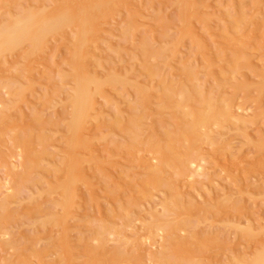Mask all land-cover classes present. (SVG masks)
I'll use <instances>...</instances> for the list:
<instances>
[{"label":"rangeland","instance_id":"374dc122","mask_svg":"<svg viewBox=\"0 0 264 264\" xmlns=\"http://www.w3.org/2000/svg\"><path fill=\"white\" fill-rule=\"evenodd\" d=\"M2 1H0L3 3V7H0V35L7 33L14 20L25 15L26 10L38 12L47 9L51 12L57 7V4L63 2V0ZM115 1L114 5L121 1L116 4L118 12L114 7V12H116L114 14L116 15L113 16L115 17H102L104 20L100 18L104 30L97 32V35L94 36L95 39L90 40L93 45L98 44L96 45L97 49L88 55L87 51L93 50L90 48L94 47H91L92 43L89 41L87 43H91L90 48L86 46L87 50H85L89 56L86 59L87 67L90 71H94L92 73L103 82L101 90H98L94 83L91 84L92 93L97 98L100 114L99 118L95 117V121L91 119L89 122L91 128L89 127V129L94 130H91L93 131L91 135L94 136L91 137L93 145L94 142L99 144L103 140L102 143H104L100 147L103 146L104 151L103 156H101L102 151L99 149L97 150L101 154L93 151L100 156L102 162L91 150H88L87 154H82L85 151L80 150H77L78 153L76 152L82 156V159L85 157L84 159L88 160L85 162L83 159L84 163L88 165L86 168L88 171L92 172L94 169V176L91 172H85L86 174L83 176L87 180H84L87 185H84L85 182L82 181L80 182L81 186L77 188L78 194L81 193L77 200L79 201L77 203L78 209L75 210L78 215L70 219L71 221L69 220V224H72V235L69 233L72 241L82 245L81 242L84 239H94L92 242L89 240V244L91 242L93 247L100 246L95 238L99 228L104 227L109 229L108 233L105 234L107 247L110 250L118 248L127 251L124 238L132 237L136 231H142L141 234L146 237L149 236L147 232L150 227L153 230L163 229L164 232L168 231L169 228L176 233L169 240L176 238L181 242L179 244L178 241L173 246L166 245V249L168 248L170 251L167 250L168 254H165L163 260L162 258L156 259L158 264H240L242 258L247 262L254 260L258 252L264 248V233H262L264 231V0H198L197 3L195 0H191L190 5L188 4L189 0H185L188 5L185 7L186 11L185 8L182 10L183 6L178 3L183 0H136V2L140 1L137 3L140 8L132 0ZM192 1L196 8L200 7L196 9ZM15 2H17V7L16 4L14 5ZM108 3L111 6H104H109L108 9L114 10L112 8L113 3ZM254 11L257 13L256 15ZM132 12L134 13L132 14ZM250 12L253 16L250 15ZM228 14L229 16L232 15L234 20L225 16ZM255 16L256 18H254ZM209 19L212 28H208V26L211 27L209 24L208 26L205 25L210 22ZM71 26L76 27V25ZM71 26L66 27L67 29L64 31L68 35L67 30L69 29L70 39L69 36L66 37L62 33L60 35L51 33L47 36L50 38L46 46L44 45L38 51L37 49L36 51L32 50L29 42H25L9 52L8 56L0 58V108L2 109H0V134L1 138L5 136L0 140L2 146H0V158L1 154L14 155L11 157L13 159H11V163L14 161L12 165L18 166L16 175L12 179V174L8 171L6 163L3 162L5 160L3 158L0 160V180H4L0 186V203L7 206V215L2 214L1 216L0 213V264H28L30 261H32L30 264H57V260L60 261V264H108L109 261L106 259L112 258V252L107 253L109 255L107 257L105 250H99L97 257L88 256L84 249L87 247V243L84 242L85 245H78L79 247L75 244L78 248L74 245L77 248L75 259L67 263L68 259L63 254L66 245L63 239L64 231L62 232V226L58 222V216L63 214V210L57 203L61 202L59 199L62 196L51 189L55 187L58 191L57 188L59 185L61 186L60 182L64 183L67 177V175L64 176L65 170L61 175L62 172L60 173L59 169L63 168L61 163L64 157L66 160L67 155L65 153L70 146L66 133L70 129L71 96L75 95L74 89L77 88L74 78L77 70L72 58L76 52L75 44L77 42L75 40H78V37L76 39L74 36H78L77 30L79 29L76 27L74 28L75 31ZM235 31L239 33H235ZM139 32L140 35H138ZM195 32L204 38L202 39L197 34L193 35ZM236 37L239 38L237 39L240 44H237ZM130 38L133 41L129 40ZM205 38L206 40H204ZM220 39H223L222 42ZM73 41H75L74 44H72ZM95 41L96 43H94ZM141 41L147 42L151 47L153 52L151 54H154L152 56L148 54L151 58L147 54L143 55ZM201 41L202 44L200 45ZM113 43L115 46L112 45ZM203 43L206 44L205 47L208 44L210 46L204 48ZM177 46L181 53L176 51ZM132 48L135 49L132 50ZM172 48L176 49L172 56L176 52L179 53L174 55L171 60L169 55L172 51L174 52ZM207 48L209 49L206 50ZM190 55L191 58H189ZM136 61L138 65H136ZM10 62L14 65L12 66ZM146 66L147 68L151 66L152 69L157 70L156 77L148 74ZM13 67L17 68L16 71ZM6 69L10 70L7 71ZM40 70L41 72H39ZM186 73L191 74L189 75L191 78ZM129 75L132 76L130 81H138L143 87L149 89H147L148 95L137 91L136 87H132L129 83H123V80L127 79ZM22 76L23 78H21ZM116 77L122 82L116 80ZM113 79L115 82L112 81ZM93 86L95 87L93 88ZM221 97L228 101L226 103L228 105L234 98L235 103L239 105L243 103L242 105L246 109V113L243 115L247 121L238 123L223 119L219 111L221 110L220 106L224 105L220 103ZM206 100L212 102L213 109H210ZM118 101L125 102L121 104V111L125 115L121 117L120 125H116L114 113L121 108L116 107V109V104L113 105L119 103ZM127 102L138 108L136 113H138L137 120L139 119L137 129L139 135H137L141 145H133L134 142L129 140V135L125 133L131 132V121L136 120V116L133 118L132 112L128 109ZM8 105L10 106L8 107ZM2 111L5 112V115H2ZM237 111L234 110L235 114H238L239 111ZM18 115L20 117H17ZM194 115L196 119L206 117L205 122L199 126L200 129L198 128V132L195 134L189 130ZM188 126L189 128H186ZM130 132L129 134H131ZM201 137L202 139H200ZM16 138L19 139L16 140ZM21 140H27V145L26 143L20 144L22 143ZM6 142L9 145H6ZM7 146H15L16 150H18L17 147L22 149L19 150L21 152H16L10 148L9 152ZM224 148L228 149V153L224 154L225 157L222 155L223 150L220 154L222 156L218 152ZM94 149L92 148V150ZM22 150L26 152V155L25 159L21 156V160L19 157L24 152ZM11 151L15 153L12 154ZM18 152L20 153L19 156H17ZM91 152L95 159L98 157L101 165L95 161L97 163L94 162L93 166H90ZM52 155L53 158H50ZM188 157H191L190 160H197L198 162L202 159L201 166H205L203 167L204 172L202 171V174L197 176L198 183H196L195 176L191 178L182 174L181 176L178 173L180 171H177L178 168L168 166L170 163L172 165L173 159L177 162L183 158L189 159ZM228 157L233 158L234 161ZM176 162L173 163V166L178 163ZM111 163L118 168L114 169V166L111 168ZM85 164H83L84 167ZM164 164H167L166 167ZM56 167L59 168V172ZM89 174L92 175V178ZM60 175L65 177L61 181ZM88 176L91 179L89 181ZM101 180L106 181V183L104 184ZM100 182L103 183V187H101ZM80 183L78 184L80 185ZM89 184L91 190L96 188L95 191L89 190ZM59 190L62 191V188ZM103 191H111L109 194L112 195L113 193L115 197L110 195L108 197ZM97 196L99 197L97 198ZM113 199L118 202L114 203ZM231 203L233 204L231 205ZM3 215L8 217L5 218ZM111 231L114 236H111ZM256 233H260V235ZM137 236L135 235L133 239ZM205 237L208 238L207 241ZM8 245L12 247L9 248ZM163 247L162 244V247L157 248L158 251L150 248L151 251L149 249L148 252L151 254L160 253ZM97 248L100 249V247ZM131 248L128 251L131 254H129L131 261L124 262L121 260L122 262H120L117 261L119 259L117 258V262L114 261L116 263L113 261L111 263H157L154 261L151 263L150 260H147L148 257L147 259L141 257L137 251ZM31 250L40 254L39 256L44 255L46 257L43 258V261L41 258L42 262H40L39 258L35 259V256L32 255L35 253H32ZM105 257L107 258L105 259ZM61 258L64 259L60 260Z\"/></svg>","mask_w":264,"mask_h":264},{"label":"bare ground","instance_id":"6f19581e","mask_svg":"<svg viewBox=\"0 0 264 264\" xmlns=\"http://www.w3.org/2000/svg\"><path fill=\"white\" fill-rule=\"evenodd\" d=\"M0 1H2V0H0ZM10 1V0H9ZM11 1H14V0H11ZM17 1V0H16ZM23 1V0H22ZM21 1V2H22ZM65 1H67V2H65ZM63 0V2H65V3H63L62 1L59 3V5L57 4L56 6L57 7H55L51 12L50 11H48L47 9H45L46 11H44V10H42V11H38V12H35V11H28V10H26V12H25V15H23V16H19V17H17L15 20H14V22H13V25L11 26V29L7 32V33H5L4 35H0V58H3V57H5V56H8L7 54L9 53V52H12L15 48H17V47H19L20 45H23V43H25V42H29V44H30V46H31V48H33L32 50H35L36 51V49H37V51H38V49H42V47H44V45L46 46V43H47V41H49L48 39L50 38H48L47 36L49 35V34H51V33H55V34H58V35H60L61 33L62 34H64V35H66L65 34V32L64 31H66V27H68V26H71V25H76V27H72L71 26V28H76V29H79V30H77L78 32H79V34H78V36H74L75 38L76 37H78V40H75L77 43L75 44V46H76V52H75V54H74V57L72 58L73 59V63H74V66H75V68H76V70H77V72L75 73V80H76V83H77V88L76 89H74V91H76V93H75V95L74 96H71L72 97V113H71V117H70V120H69V127H70V129L67 131V136H68V142H69V149L66 151V155H67V158H66V160H65V157H64V160L62 161V165H63V168L62 169H59L58 167H56V169L58 170H60V173H61V175L64 173V170H65V174H64V176L65 175H67V177H66V180H65V182L64 183H61L60 181L62 180V179H64L65 177H62L61 175H60V184H61V186L59 185V183H58V185H59V188H62V191L61 190H59V188H57L58 189V191L56 190V188L54 189V188H51V189H53L52 191H54V192H57V193H60V196H62V198L61 199H59V201H61V202H58L57 204L62 208V212H63V214H61V216H58L59 217V220H58V222H60V224L59 225H61L62 226V232H63V239H64V241H65V243H66V245H65V248H64V252H63V254H65L64 255V257H67L66 259H68V261H67V263H69V261H71V260H74L75 259V255H76V253H75V250L79 247V246H82V245H85L84 244V242L85 243H87V247L86 248H84L85 250H86V253H88V256H90V257H92V256H96V255H98V251L99 250H105L104 252L106 253V255L105 256H109V255H107V253H109L110 251L112 252V258H109V259H106L107 257H105V259H106V261L108 260L109 262H108V264H110L112 261L114 262V261H116L117 260V258H119L117 261H120V262H122V261H124V262H127V261H131V257L129 256V252L128 251H130V247H132L131 249H134L135 251H137L139 254H140V256L141 257H144L145 259H147V257H148V259L147 260H150V262L151 261H154V262H157V260L159 259V258H162V260H163V258H165V254H168L167 252L168 251H170V249H166V245H172L173 246V244H175V243H177L178 241H179V239H176L175 237V239H173V240H169L170 239V237L171 236H174V235H176V233H174V231L173 230H169V228H168V231H166V232H164V230L163 229H158V230H153L151 227H150V229L148 230V234L147 235H149V236H146V237H144L142 234H141V232L139 231H136V233H134L137 237L136 238H134L133 239V237H135V235H133L132 237H128V238H124L125 239V248H127V251L125 250V248H124V250L125 251H123V250H121V249H118V248H116V249H114V250H110L108 247H107V239L105 238V234H106V232L108 233V231H109V229H107V228H104V227H102L101 229L99 228V232H97L98 234H97V237L95 238L98 242H99V244H100V246H95V247H93V244L91 243L92 242V240H94V239H89V240H91V242H90V244H92V245H90L89 244V240H88V238H86L87 240H85L84 239V241L83 242H81L82 243V245L78 242V244H77V242L75 243V242H73L72 241V238L70 237V234L69 233H71V235H72V224H71V226H69L70 224H69V220L70 219H72V218H74L75 217V215L77 216L78 214H76V209H78L77 208V203L79 202V201H77L78 200V195L80 196V194L81 193H79L78 194V189L77 188H79L78 186H81V183L80 182H82L83 181V183L85 182V181H87V180H85V177L83 176V174H86L85 172H88V173H90L91 171H88V169H86L87 168V164H85L84 163V158L85 157H83V159H82V156L81 155H79V154H77L78 152H77V150H80V151H85V152H82V154H87V152H88V150H91L92 152L93 151H97L98 153H100L99 151H102V155L101 156H103V151H104V149L102 148V147H100L103 143H102V141H101V143H99V144H97L96 142H94V145H93V143H92V141H91V137H94L93 135H91V134H93L92 132L94 131L93 129H89V122L91 121V119L92 120H96L95 119V117H98L99 116V112H100V110H99V108H98V106H97V98H95L94 97V95H93V93H92V87H91V84L92 83H94V85L96 86V88L98 89V90H101L102 88H101V85L103 84V82L102 81H100V79L96 76V75H94L92 72H94V71H90L89 70V68L87 67L88 66V64L86 63V59H87V57H89L88 55H89V53H91V51H95V49H97V46L96 45H98L97 43H96V41L94 42V43H96V44H94L93 45V43L90 41L91 39H95L94 38V36H96L97 35V32H99V31H103L104 30V26L101 24V22H100V18H102V17H107V16H109V17H115V16H113V15H116V14H114V13H116V12H118L117 11V7H116V4H119L118 2L114 5V3L116 2L115 0ZM114 1V2H113ZM117 1H119V0H117ZM126 1V0H125ZM124 0L122 1V2H125ZM182 1V0H181ZM186 1H188V0H186ZM185 0H183L182 2H178V3H180L182 6H183V9L182 10H184V8L186 7V6H188L187 5V2H186ZM196 1V3L198 2V0H195ZM200 1V0H199ZM3 3H4V1H2ZM6 2H8V1H6ZM5 2V3H6ZM108 2H112L111 4H112V8L114 9V7H116L115 9H116V12H114L115 11V9L114 10H112L111 8V10L110 9H108L109 8V6L107 7V6H104V5H110ZM131 2V1H130ZM130 2H129V4H130ZM132 2L134 3V4H137V3H139V2H136V0H135V2H134V0H132ZM191 2V0H189L188 1V4ZM3 3H0V7H3L2 5H3ZM9 3V2H8ZM12 3V2H11ZM17 2H15L14 3V5L16 4ZM18 3H20V2H18ZM63 3V4H62ZM23 4V3H22ZM61 4V5H60ZM72 5V6H70V5ZM128 4V5H129ZM192 4H194L195 5V3H193V1H192ZM231 4V3H230ZM229 4V5H230ZM11 5V4H10ZM138 5V7H139V4H137ZM190 5V4H189ZM193 5V6H194ZM9 6V5H8ZM12 6V5H11ZM111 6V5H110ZM16 7H17V4H16ZM103 7V8H102ZM105 7V8H104ZM195 8H196V5L194 6ZM198 7H200V6H198ZM197 7V8H198ZM205 7V6H204ZM215 7V6H214ZM221 7V6H220ZM14 8V7H13ZM130 8V7H129ZM132 8H134V7H132ZM140 8V7H139ZM188 8V7H187ZM191 8H192V6H191ZM196 8V9H197ZM202 8V7H201ZM207 8V7H206ZM213 8V7H212ZM263 8V7H262ZM25 9V8H24ZM105 11H104V10ZM128 9V8H127ZM138 9V8H137ZM237 9V8H236ZM23 10V9H22ZM129 10V9H128ZM225 10V9H224ZM257 10V9H256ZM185 11H186V8H185ZM184 11V12H185ZM190 11V10H189ZM229 11V10H228ZM238 11V10H237ZM252 11V10H251ZM183 12V11H182ZM206 12V11H205ZM244 12V11H243ZM243 12H242V14H243ZM22 13H24V12H22ZM134 12H132V14H133ZM225 13H226V11H225ZM230 13V12H229ZM246 13V12H245ZM251 13V12H250ZM254 13H255V11H254ZM16 14V13H15ZM227 14V13H226ZM232 14V13H231ZM257 13H255V15H256ZM187 15V14H186ZM250 15H252V13L250 14ZM223 16V15H222ZM226 17L228 16V17H230L231 19H233L231 16H229V14L228 15H225ZM253 16V15H252ZM251 16V17H252ZM1 17V16H0ZM132 17H133V15H132ZM180 17H181V15H180ZM224 17V16H223ZM240 17V16H239ZM242 17V16H241ZM104 18H102L103 20H104ZM183 18V17H182ZM237 18V17H236ZM254 18H256V16L254 17ZM14 19V18H13ZM208 19V18H207ZM226 19V18H225ZM229 19V18H228ZM244 19V18H243ZM184 20H185V14H184ZM234 20V19H233ZM251 20V19H250ZM102 21V20H101ZM208 21V20H207ZM209 23H207V24H205V25H207L208 26V24L211 26V27H209L208 26V28H212V25L210 24L211 23V20L209 19ZM231 21V20H230ZM205 22V21H204ZM232 22V21H231ZM241 22V21H240ZM252 22V21H251ZM259 22V21H258ZM102 23H103V21H102ZM241 23H243V22H241ZM256 23H257V21H256ZM204 24V23H203ZM233 24V23H232ZM248 24V23H247ZM6 25V24H5ZM9 25V24H8ZM257 26V25H256ZM4 27V26H3ZM132 27V26H131ZM2 28V27H1ZM69 28V27H68ZM106 28V27H105ZM198 28V27H197ZM255 28V27H254ZM4 29V28H3ZM72 29V30H73ZM199 29V28H198ZM202 29V28H201ZM5 30V29H4ZM69 30V29H68ZM68 30H67V33H69L68 35H66V37H68L69 39H70V32H68ZM75 30V29H74ZM73 30V31H74ZM206 30V29H205ZM224 30V29H223ZM236 30V29H235ZM70 31H71V29H70ZM76 31V30H75ZM74 31V32H75ZM133 31V30H132ZM201 31V30H200ZM207 31H210V30H207ZM243 31V30H242ZM194 32V31H193ZM196 32H198V31H196ZM195 32V34H193V35H198V33H196ZM254 32V31H253ZM260 32V31H259ZM105 33V32H104ZM200 33V32H199ZM211 33V32H210ZM234 33V32H233ZM235 33H239V32H236L235 31ZM54 34V35H55ZM76 34V33H75ZM96 34V35H95ZM103 34V33H102ZM204 34V33H203ZM206 34V33H205ZM225 34V33H224ZM258 34V33H257ZM260 35H261V33H259ZM77 35V34H76ZM100 35H101V32H100ZM105 35V34H104ZM123 35H125V34H123ZM135 35V34H134ZM138 35H140V32H139V34ZM107 36V35H106ZM198 36H201L202 37V35H198ZM227 36V35H226ZM100 37V36H99ZM102 37V36H101ZM126 37H127V35H126ZM192 37V36H191ZM224 37V36H223ZM56 38H58V36H56ZM89 38V39H88ZM103 38H105V37H103ZM111 38V37H110ZM110 38H109V40H110ZM122 38H123V36H122ZM129 38V37H128ZM204 37H202V39H203ZM222 38V37H221ZM238 37H236L235 39L237 40L236 42H237V44H240L239 43V41H238V39H237ZM254 38V37H253ZM52 39V38H51ZM50 39V40H51ZM66 39V38H65ZM77 39V38H76ZM99 39V38H98ZM107 39V38H106ZM125 39V38H124ZM209 39V38H208ZM213 39V38H212ZM211 39V40H212ZM96 40H97V37H96ZM129 40H132L131 38L129 39ZM128 40V41H129ZM142 40V39H141ZM204 40H206V38L204 39ZM221 40V39H220ZM223 40V39H222ZM222 40H221V42H222ZM241 40V39H240ZM75 41H73V43L72 44H74L75 43ZM91 42L92 43V46L91 47H93V48H90V44L91 43H87V42ZM118 41V40H117ZM121 41H123V40H121ZM120 41V42H121ZM133 41V40H132ZM195 41V40H194ZM203 41V40H202ZM202 41H201V43H200V45L202 44ZM208 41V40H207ZM210 41V40H209ZM244 41V40H243ZM67 42V41H66ZM119 42V43H120ZM142 42V41H141ZM242 42V41H241ZM252 42V41H251ZM262 42V41H261ZM101 43V42H100ZM100 43H99V46H101L100 45ZM107 43V42H106ZM126 43V42H125ZM124 43V44H125ZM214 43V42H213ZM88 44V45H87ZM103 44V43H102ZM140 44V43H139ZM179 44V43H178ZM204 44V48H206V47H209L210 45L208 44L206 47H205V43H203ZM210 44H212V43H210ZM259 44V43H258ZM112 45H114V43L112 44ZM138 45V44H137ZM142 45H143V55L144 54H147V56H149V55H154V54H151V47L149 46V44L147 43V42H142ZM50 46V45H49ZM86 46H87V48H90V49H93V50H90V51H87L88 52V55H87V52H85V50H87V48H86ZM89 46V47H88ZM96 46V47H95ZM115 46V45H114ZM118 46V45H117ZM121 46V45H120ZM125 46V45H124ZM135 46V45H134ZM212 46V45H211ZM240 46V45H239ZM26 48H27V46H25ZM70 47V46H69ZM129 47V46H128ZM140 47V46H139ZM137 48V47H136ZM141 48V47H140ZM179 47L177 46V50L176 51H180V49H178ZM181 48V47H180ZM71 49V48H70ZM131 49V48H130ZM135 49V48H134ZM133 48H132V50H134ZM138 49V48H137ZM173 49V48H172ZM182 49V48H181ZM201 49H203L202 47H201ZM209 48H207L206 50H208ZM212 49V48H211ZM241 49V48H240ZM245 49V48H244ZM44 50V49H43ZM74 50V49H73ZM103 50V49H102ZM106 50V49H105ZM171 50V49H170ZM174 50V49H173ZM175 50H174V52L172 51L171 52V54L169 55V57H170V59L171 58H173V56L174 55H178V53L179 52H176V54H174L173 56H172V53H175ZM219 50V49H218ZM242 50V49H241ZM240 50V51H241ZM101 51V50H100ZM184 51V50H183ZM245 51V50H244ZM18 52V51H17ZM21 52H22V50H21ZM46 52V51H45ZM97 52H98V50H97ZM122 52V51H121ZM210 52V51H209ZM19 53V52H18ZM100 53V52H99ZM101 53H103V52H101ZM123 53V52H122ZM121 53V54H122ZM125 53V52H124ZM153 53V52H152ZM180 53H181V51H180ZM215 53V52H214ZM16 54V53H15ZM41 54V53H40ZM87 56H86V55ZM95 54H97V53H95ZM149 54V55H148ZM164 54V53H163ZM211 54H212V52H211ZM13 55V54H12ZM22 55V54H21ZM105 55V54H104ZM125 55V54H124ZM134 55V54H133ZM137 55V54H136ZM158 55V54H157ZM156 55V56H157ZM168 55V54H167ZM215 55V54H214ZM72 56V55H71ZM147 56H144V57H147ZM151 56H149L150 58H151ZM26 57H27V55H26ZM140 57V56H139ZM149 57L148 58H146L147 60L149 59ZM202 57V56H201ZM8 58V57H7ZM14 58V57H13ZM91 58V57H90ZM154 58H157V57H154ZM176 58H178V57H176ZM176 58H174V59H176ZM189 58H191V55H190V57ZM188 58V59H189ZM26 60H27V58H25ZM173 59V60H174ZM181 59V58H180ZM198 59V58H197ZM208 59V58H207ZM206 59V61L208 62V60ZM218 59H220V58H218ZM30 60V59H29ZM32 60V59H31ZM52 60V59H51ZM115 60V59H114ZM113 60V61H114ZM140 60H141V58H140ZM172 60V59H171ZM222 60V59H221ZM11 61V60H10ZM94 61V60H93ZM189 61V60H188ZM217 61V60H216ZM220 61V60H219ZM52 62V61H51ZM87 62H88V60H87ZM127 62V61H126ZM171 62V61H170ZM235 62V61H234ZM234 62H232V64H234ZM5 63V62H4ZM11 63V62H10ZM9 63V64H10ZM27 63V62H26ZM37 63V62H36ZM119 63V62H118ZM169 63V62H168ZM167 63V64H168ZM5 64H7V63H5ZM133 64V63H132ZM202 64V63H201ZM1 65V64H0ZM3 65V64H2ZM11 65H12V63H11ZM14 65V64H13ZM12 65V66H13ZM33 65H35V64H33ZM119 65H121V64H119ZM124 65V64H123ZM136 65H138V63H137V61H136ZM168 65H170V63L168 64ZM235 65V64H234ZM6 66H8V64L6 65ZM140 66H141V64H140ZM139 66V67H140ZM214 66V65H213ZM4 67H5V65H4ZM100 67V66H99ZM194 67V66H193ZM3 68V67H2ZM11 69H12V67H10ZM13 68H15V71H16V67H13ZM145 68V67H144ZM146 68H147V66H146ZM145 68V69H146ZM183 68V67H182ZM234 68V67H233ZM5 69V68H4ZM187 69V68H186ZM7 70V69H6ZM10 70V69H9ZM9 70H7V71H9ZM13 70V69H12ZM99 70V69H98ZM131 70V69H130ZM147 70H148V74H150V75H152V76H154V77H156V74H158L157 73V70L155 71L154 70V68L152 69L151 68V66L149 67L148 66V68H147ZM14 71V72H15ZM183 71V70H182ZM231 71V70H230ZM39 72H41V70L39 71ZM99 72V71H98ZM97 72V73H98ZM129 72V71H128ZM190 72V71H189ZM188 72V73H189ZM1 73V72H0ZM9 73V72H8ZM11 73V72H10ZM13 73V72H12ZM131 73V72H130ZM129 73V74H130ZM174 73H176V72H174ZM188 73H186V74H188ZM221 73V72H220ZM231 73V72H230ZM20 74V73H19ZM106 74V73H105ZM212 74V73H211ZM222 74V73H221ZM236 74V73H235ZM122 75V74H121ZM189 75H191V74H188V76ZM217 75V74H216ZM14 76H16L15 74H14ZM33 76H36L35 74H33ZM170 76V75H169ZM193 76V75H192ZM221 76V75H220ZM32 77V76H31ZM115 77V76H114ZM130 77V75L127 77V79H125V80H123L124 82L123 83H125V84H130L132 87L134 86V87H136L135 89H137V91L139 90V92H142V93H144L145 95L147 94L148 95V92H147V89H146V87H143L142 85H141V83L139 84V82L138 81H136V82H138V83H136V82H134L133 80H131L130 81V79H131V77ZM154 77H152V78H154ZM190 78H191V76H189ZM194 77V76H193ZM21 78H23V76L21 77ZM20 77H19V79H21ZM125 78V77H124ZM129 78V79H128ZM134 79V78H133ZM237 79V78H236ZM235 79V80H236ZM102 80V79H101ZM116 80H118V81H121L119 78H117L116 77ZM151 80H154V79H151ZM113 82H115L114 81V79L112 80ZM133 81V82H132ZM142 81V80H141ZM162 81V80H161ZM117 82V81H116ZM122 82V81H121ZM173 82V81H172ZM172 82H170V84L171 85H173L172 84ZM237 82V81H236ZM132 83H133V85H132ZM143 83V82H142ZM240 83V82H239ZM56 84V83H55ZM233 85V84H232ZM75 86V87H76ZM95 86H93V88L95 87ZM161 86H163V85H161ZM168 86V85H167ZM170 88H172L171 86H170ZM1 89V88H0ZM153 89V88H152ZM51 90V89H50ZM149 90V89H148ZM167 90H170V89H167ZM8 91V90H7ZM48 91H49V89H48ZM172 91V90H171ZM218 91V90H217ZM50 92V91H49ZM53 92V91H52ZM62 92H63V90H62ZM174 92V91H173ZM132 93V92H131ZM153 93V92H152ZM151 93V94H152ZM172 93V92H171ZM12 94V93H11ZM44 94V93H43ZM51 94V93H50ZM60 94V93H59ZM212 95V94H211ZM223 96V95H222ZM65 98V97H64ZM115 98V97H114ZM117 98V100H118V97H116ZM120 98V97H119ZM137 99V98H136ZM205 99H206V97H205ZM215 99V98H214ZM141 100V99H140ZM234 100H235V98H234ZM234 100H232L231 99V101H230V103H229V105L228 104H226L228 101H226V100H224V99H222V97H221V100H220V103H221V105H222V103L224 104L223 106H220V108H221V110H219L221 113V115H222V117H223V119H228L229 121H233V122H241L242 123V121H247V119H246V117L244 118V115H243V113H246L245 112V110L246 109H244V105H242L243 103H241V105H239L238 103H235V101ZM116 101V100H115ZM114 101V102H115ZM207 102H208V104H209V106H210V109H213L212 108V102L211 101H208V100H206ZM219 101V100H218ZM217 101V103L219 104V102ZM232 101H234V102H232ZM12 102V101H11ZM14 102V101H13ZM104 102V101H103ZM117 102V101H116ZM119 102V101H118ZM121 102V103H120ZM119 103H114L113 105H115L116 104V106H115V108L116 107H118L119 109L121 108V104L123 103H125L124 101L122 102V101H120ZM1 103V102H0ZM128 103V102H127ZM128 109H130V112H132V115H133V118L135 117L136 118V120L134 121H131L132 122V126H131V132L130 131H128V132H125L127 135H129V140L131 139L134 143H132L133 145H141L140 143H139V132H137V129H138V120H137V115H138V113H136L137 111H138V108L137 107H135V105H130L129 103H128ZM10 105H8V107H9ZM103 106H105V105H103ZM132 106V107H131ZM12 107V106H11ZM100 107H101V105H100ZM131 107V108H130ZM142 107V106H141ZM148 107V106H147ZM180 108H181V105L179 106ZM136 108H137V110H136ZM140 108V107H139ZM200 108V107H199ZM1 109V108H0ZM23 109H24V107H23ZM117 109V108H116ZM151 109V108H150ZM203 109H206V108H203ZM2 110V109H1ZM5 110V109H4ZM104 110H106V109H104ZM122 108L120 109V110H117V111H115V122H116V125H120L119 124V121L121 120V117L123 116V115H125L122 111ZM234 110H238L237 112H238V114L236 113L235 114V112H234ZM10 111V110H9ZM145 111V110H144ZM199 111V110H198ZM204 111V110H203ZM203 111H202V113H203ZM249 111V110H248ZM247 111V112H248ZM3 113H2V115H5V112L4 111H2ZM8 111H7V109H6V113H7ZM32 112V111H31ZM101 112H102V110H101ZM117 112V113H116ZM127 112V111H126ZM129 112V111H128ZM16 113V112H15ZM198 113V112H197ZM201 113V112H200ZM202 113H201V116H202ZM218 113V112H217ZM102 114V113H101ZM104 114V113H103ZM140 114V113H139ZM145 114V113H144ZM199 114V113H198ZM198 114H197V116H198ZM13 115V114H12ZM33 115V114H32ZM39 115V114H38ZM189 115V114H188ZM246 116H247V114H245ZM14 116V115H13ZM34 116H36V115H34ZM111 116H113V115H111ZM140 116V115H139ZM17 117H20L19 115L17 116ZM36 117H38V118H40L39 116H36ZM42 117V116H41ZM100 117H101V115H100ZM199 117V116H198ZM203 117V116H202ZM195 118V115H194V119H193V121L191 122V124H190V129L189 130H191V133H196V132H198L197 131V129L199 128V126L201 125V124H203L204 122H205V118L206 117H204V119L203 118ZM209 117V116H208ZM35 118V117H34ZM38 118H36V120H39ZM94 118V119H93ZM99 118V117H98ZM211 118V117H210ZM213 118V117H212ZM248 118V117H247ZM254 118V117H253ZM17 120L19 119V118H16ZM203 119V120H202ZM249 119H251L250 117H249ZM248 119V120H249ZM16 120V121H17ZM21 120V119H20ZM35 120V121H36ZM42 120V119H41ZM207 120V119H206ZM13 121V120H12ZM34 121V120H33ZM144 121V120H143ZM19 122V121H18ZM37 123H38V121H36ZM40 122V121H39ZM100 122V121H99ZM102 122V121H101ZM100 122V123H101ZM114 122V121H113ZM251 122H252V120H251ZM12 123H14V122H12ZM31 123V122H30ZM94 123V122H93ZM118 123V124H117ZM210 123V122H209ZM11 126H12V124H10ZM17 125V124H16ZM187 125H189V124H187ZM186 125V126H187ZM217 125V124H216ZM219 125V124H218ZM94 126V125H93ZM68 127V128H69ZM96 127V126H95ZM119 127H121V126H119ZM126 127V126H125ZM91 128V127H90ZM162 128H163V126H162ZM186 128H189V126L188 127H186ZM202 128V127H201ZM257 128V127H256ZM16 129V128H15ZM130 129V128H129ZM128 129V130H129ZM161 129V128H160ZM200 129V128H199ZM91 130H93V131H91ZM97 130V129H96ZM188 130V131H189ZM12 131H14V130H12ZM11 131V132H12ZM91 131V132H90ZM167 131V130H166ZM129 132L131 133V134H129ZM168 132V131H167ZM26 133H27V131H26ZM69 133V134H68ZM2 134H4V133H2ZM138 134V135H137ZM193 134V135H194ZM197 134H200V133H197ZM186 136V135H185ZM198 136H200V135H198ZM202 136V135H201ZM207 136V135H206ZM209 136V135H208ZM2 138H5V136L3 137L2 136ZM1 138V134H0V140L2 139ZM20 138V137H19ZM19 138H16V140L17 139H19ZM192 138V137H191ZM207 138V137H206ZM94 139V138H93ZM167 139V138H166ZM172 139V138H171ZM197 139V138H196ZM200 139H202V137L200 138ZM181 140H182V138H181ZM198 140V139H197ZM214 140V139H213ZM27 141V140H26ZM26 141L25 140H21V142L22 143H20V144H25L26 143ZM94 141H96V140H94ZM99 141V140H98ZM97 141V142H98ZM145 141V140H144ZM152 141V140H151ZM169 141V140H168ZM199 141V140H198ZM211 141V140H210ZM1 142V141H0ZM28 142V141H27ZM149 142V141H148ZM153 142V141H152ZM151 142V143H152ZM202 142V141H201ZM209 142V141H208ZM214 142V141H213ZM5 143V142H4ZM95 143H96V145H95ZM155 143H157V142H155ZM191 143V142H190ZM3 144V143H2ZM90 144H92V145H90ZM106 144V143H105ZM146 144V143H145ZM189 144V143H188ZM213 144V143H212ZM6 145H9V144H7V142H6ZM26 145H27V143H26ZM151 145V144H150ZM191 145H193V144H191ZM215 145V144H214ZM224 145V144H223ZM1 146V145H0ZM105 146V145H104ZM190 146V145H189ZM209 146H210V144H209ZM225 146V145H224ZM223 146V147H224ZM229 146V145H228ZM2 147V146H1ZM7 147H9V152H10V148H13L12 149V151L13 150H15L16 152L17 151H19V150H21L22 148H18L17 147V149L18 150H16V148H15V146L13 147H10V146H7ZM98 147H100V148H98ZM106 147V146H105ZM192 147V146H191ZM214 147H216V149H217V146L215 145ZM222 147V148H223ZM15 148V149H14ZM67 148V147H66ZM92 148L94 149V150H92ZM110 148V147H109ZM97 149H99V151L97 150ZM103 149V150H102ZM8 150V149H7ZM164 150V149H163ZM222 150H223V152H222ZM228 150V149H227ZM226 150V148H224V149H221V150H218V152H219V155L220 154H222V155H224V154H227L228 153V151ZM11 151V153L12 154H14L15 152H12ZM22 151H24V150H22ZM19 152H21V151H19ZM18 152V155L17 156H19V153ZM77 152V153H76ZM90 152V151H89ZM92 152H91V154H90V157H91V155H92ZM153 152V151H152ZM161 152V151H160ZM165 152V151H164ZM215 152H217V151H215ZM222 152V153H221ZM227 152V153H226ZM28 153V152H27ZM64 153V152H63ZM62 153V154H63ZM96 152H93V154H95ZM154 153V152H153ZM213 153V152H212ZM60 155H61V153H59ZM101 154V153H100ZM171 154V153H170ZM216 154V153H215ZM2 156H1V158H3L5 161H3V162H5L6 163V167L8 168V171L12 174L11 175V178L13 177H15V175H16V168L18 167V166H13L12 164L14 163V161H12V163H11V157L12 156H14V155H12L11 156V154H1ZM25 155H26V152L24 151L21 155H20V159L22 160V157H24V159H25ZM30 155V154H29ZM58 155V154H57ZM56 155V156H57ZM95 155H97V153L95 154ZM222 155H220V156H222ZM15 156H16V154H15ZM22 156V157H21ZM65 156V155H64ZM86 156V155H85ZM88 156V155H87ZM98 156V155H97ZM188 156V155H187ZM214 156V155H213ZM229 156V155H228ZM49 157V156H48ZM99 157V160H100V156H98ZM98 157H97V159H95V157H93V155H92V158H91V160H89V164H90V166H93V164H94V162L95 161H97L98 162V165H101L102 163V161L101 162H99L98 161ZM224 157H225V155H224ZM240 157V156H239ZM1 158H0V160H1ZM16 158V157H15ZM50 158H53V155H52V157H50ZM93 158H94V161H93ZM180 158V157H179ZM189 159H187V158H183V159H181V160H179V161H175L174 159H173V162H172V165H171V163L170 164H168V166L169 167H175V168H178L177 169V171H180V172H178L180 175L182 174V175H184V176H190V178L191 177H193V176H195L196 177V183H198L197 182V176L198 175H201L202 174V171L204 172V168L203 167H205V166H201V161H202V159H201V161L200 162H198L197 160H190V158L191 157H188ZM228 158H230V157H228ZM57 159V158H56ZM171 159V158H170ZM230 159H233V158H230ZM229 159V160H230ZM13 160V159H12ZM225 160V159H224ZM50 161V160H49ZM58 161V160H57ZM88 160H85V162H87ZM219 161V160H218ZM230 161H232V160H230ZM233 161H234V159H233ZM237 161V160H236ZM255 161V160H254ZM59 162V161H58ZM97 162H95V163H97ZM154 162V161H153ZM174 162H176L177 164V166L175 165V166H173V163ZM229 162V161H228ZM257 162V161H256ZM52 163H54V162H52ZM101 163V164H100ZM200 163V164H199ZM206 163V162H205ZM216 163V162H215ZM250 163V162H249ZM3 164V163H2ZM83 164H85L86 166L84 167L83 166ZM113 163H111V165H112ZM150 164V163H149ZM152 164V163H151ZM167 164H164V166L165 165H167ZM203 164V163H202ZM230 164H231V162H230ZM235 164H237V163H235ZM234 164V165H235ZM58 166H59V164H57ZM153 165V164H152ZM161 165H162V161H161ZM171 165V166H170ZM225 165V164H224ZM223 165V166H224ZM239 165V164H238ZM241 165V164H240ZM26 166V165H25ZM28 166V165H27ZM61 166V165H60ZM114 166V169H117L116 167H115V164L114 165H112L111 166V168ZM226 166H228V165H226ZM225 166V167H226ZM4 167H5V165H4ZM166 167V166H165ZM244 167V166H243ZM249 167H251V166H249ZM256 167V166H255ZM99 168H100V166H99ZM228 168V167H227ZM234 168V167H233ZM238 168V167H237ZM262 168V167H261ZM154 169V168H153ZM152 169V170H153ZM209 169V168H208ZM241 169V168H240ZM59 170H58V172H59ZM61 170H63V171H61ZM90 170V169H89ZM161 170V169H160ZM242 170V169H241ZM246 170V169H245ZM252 170V169H251ZM46 171H48V170H46ZM118 171V170H117ZM247 171V170H246ZM245 171V172H246ZM260 171V170H259ZM93 172H94V169H93V171L91 172V174L94 176V174H93ZM248 172V171H247ZM250 172V171H249ZM9 173V174H10ZM47 173V172H46ZM49 173V172H48ZM50 173H52V172H50ZM231 173V172H230ZM243 173V172H242ZM261 173V172H260ZM56 174V173H55ZM91 174H89V176L91 175ZM115 174V173H114ZM119 174V173H118ZM121 174V173H120ZM92 175L90 176V178H92ZM181 175V176H182ZM0 176H1V174H0ZM9 176V175H8ZM55 176V175H54ZM89 176H88V178H89ZM116 176V175H115ZM119 176H121V175H119ZM57 177V176H56ZM117 177H118V175H117ZM122 177V176H121ZM8 178V177H7ZM12 178V179H13ZM88 179V181L89 180H91V179ZM0 179H1V177H0ZM4 179V178H3ZM121 179H123V178H121ZM132 179V178H131ZM193 179V178H192ZM200 179H202V178H200ZM51 180V179H50ZM57 180V179H56ZM81 180V181H80ZM85 180V181H84ZM128 180V179H127ZM4 181V180H3ZM2 180H0V186L2 185L1 183L3 182ZM11 181V180H10ZM102 181V180H101ZM132 181V180H131ZM202 181V180H201ZM5 182H7V183H10V182H8V181H5ZM104 184L106 183V181H102ZM102 182H100L101 183V187H103V183ZM116 182V181H115ZM129 182H130V180H129ZM210 183H211V181H209ZM7 183H4V184H6L7 185ZM78 183H80V185L78 184ZM90 183V182H89ZM92 183V182H91ZM122 183V182H121ZM128 183V182H127ZM119 184V183H118ZM141 184V183H140ZM57 185V186H58ZM84 185H87V182H85V184ZM200 185V184H199ZM212 185V184H211ZM56 186V187H57ZM90 186V184L88 185V187ZM4 187V186H3ZM11 187V186H10ZM12 187H14V186H12ZM94 187V186H93ZM137 187V186H136ZM140 187H141V185H140ZM145 187V186H144ZM242 187V186H241ZM2 188V187H1ZM90 189L89 190H91V187H89ZM108 188V187H107ZM106 188V189H107ZM129 188H131V187H129ZM135 188V187H134ZM214 188V187H213ZM96 189V188H95ZM95 189H92L91 191H95ZM103 189V188H102ZM11 191H12V189H10ZM80 190V189H79ZM83 190H84V188H83ZM83 190H82V195L84 196V192H83ZM105 190V189H104ZM109 190V189H108ZM264 190V189H263ZM107 191V190H106ZM106 191H103V192H105V195L106 196H108L109 197V195L111 194V191L110 192H106ZM181 191V190H180ZM213 191V190H212ZM7 193V192H6ZM108 193V194H107ZM110 193V194H109ZM134 194V193H133ZM128 195V194H127ZM57 196H59V194H57ZM110 196H114L115 197V195L112 193V195H110ZM203 196V195H202ZM99 196H97V198H98ZM102 197V196H101ZM100 197V198H101ZM217 197V196H216ZM111 198V197H110ZM128 198V197H127ZM205 198V197H204ZM112 199V198H111ZM116 199V198H115ZM57 200V199H56ZM84 200V199H83ZM114 200V199H113ZM223 200V199H222ZM226 200V199H225ZM225 200H224V202H225ZM227 200H228V197H227ZM115 202H118V201H116V200H114V203ZM121 202V201H120ZM119 202V203H120ZM229 202V201H228ZM39 203V202H38ZM234 203V202H233ZM233 203H231V205L233 204ZM107 204V203H106ZM83 205V204H82ZM117 205V204H116ZM171 205H173V204H171ZM234 205H235V203H234ZM176 206V205H175ZM229 206V205H228ZM6 205L4 204V203H0V213H1V216H2V214H5V215H7L6 214ZM82 207V206H81ZM101 207V206H100ZM115 207V206H114ZM165 208H166V205H165ZM180 208V207H179ZM60 210V209H59ZM76 210V211H75ZM168 210V209H167ZM109 212V211H108ZM105 213V212H104ZM167 213V212H166ZM107 214V213H106ZM5 215H3L5 218L6 217H8V216H5ZM9 215V214H8ZM105 217H106V215H105ZM178 217V216H177ZM167 219V218H166ZM68 221V222H67ZM71 221V220H70ZM99 221V220H98ZM99 224V223H98ZM167 224V223H166ZM264 224V223H263ZM177 225V224H176ZM254 225V224H253ZM75 226V225H74ZM158 226V225H157ZM174 226V225H173ZM135 227V226H134ZM128 228V227H127ZM141 228V227H140ZM255 228V227H254ZM64 229V230H63ZM129 229V228H128ZM171 229H173V228H171ZM127 230V229H126ZM142 230V229H141ZM250 230H251V228H250ZM255 230V229H254ZM134 231V230H133ZM176 231V230H175ZM127 232V231H126ZM184 232H186L185 231V229H184ZM183 232V233H184ZM255 232V231H254ZM112 233V231L110 232V234ZM115 233V232H114ZM164 233V234H163ZM204 233V232H203ZM202 233V234H203ZM261 233V232H260ZM260 233H256L257 235H260ZM262 233H264V231H262ZM125 234V233H124ZM161 234V235H160ZM181 234H182V232H181ZM200 234V233H199ZM217 234V233H216ZM2 235H4V236H6V234H4V233H2ZM1 235V236H2ZM93 235V234H92ZM113 235V233L111 234V236ZM119 235H121V234H119ZM248 235V234H247ZM111 236H109L110 237V239H111ZM114 236V235H113ZM127 236H129V235H127ZM200 236H202V235H200ZM249 236V235H248ZM156 237H158V238H156ZM180 237V236H179ZM188 237V236H187ZM199 237V236H198ZM262 237V236H261ZM6 238V237H5ZM117 238H118V236H117ZM173 238V237H172ZM184 238V237H183ZM191 238V237H190ZM250 238V237H249ZM251 238H252V234H251ZM7 239V238H6ZM79 239H82V238H79ZM192 239V238H191ZM205 239H206V237H205ZM208 239V238H207ZM207 239H206V241H207ZM263 239V238H262ZM74 240V239H73ZM95 240V241H96ZM119 240H120V238H119ZM185 240H187L188 241V239H185ZM252 240V239H251ZM264 240V239H263ZM262 240V241H263ZM9 241V240H8ZM74 241H78V240H74ZM82 241V240H81ZM183 241H184V239H183ZM186 241V242H187ZM223 241V240H222ZM180 242H181V240L179 241V244H180ZM185 242V243H186ZM190 242V241H189ZM239 242V241H238ZM10 243V242H9ZM12 244V243H11ZM78 246H76V245ZM88 244H89V247H88ZM148 244H149V247H148ZM162 244H163V250L162 251H160V253H154V254H151V252H148L149 251V249L150 248H152V249H157L158 247H162ZM178 244V245H179ZM250 244V243H249ZM77 247V248H75V246ZM10 245H8L7 247H9ZM30 246V245H29ZM90 246H92V247H90ZM111 246V245H110ZM118 246V245H117ZM175 246V245H174ZM187 246V245H186ZM12 246H10L9 248H11ZM26 247V246H25ZM85 247V246H84ZM97 247H100V249L99 248H97ZM120 247H121V245H120ZM122 247H124V246H122ZM147 247V248H146ZM189 247V246H188ZM187 247V248H188ZM231 247V246H230ZM8 248V249H9ZM254 248V247H253ZM13 250H14V248H12ZM162 249V248H161ZM233 249H235V248H233ZM11 250V249H10ZM160 250V249H159ZM166 250V251H165ZM168 250V251H167ZM236 250V249H235ZM234 250V251H235ZM252 250V249H251ZM12 251V250H11ZM10 251V252H11ZM150 251H151V249H150ZM156 251H158V249L156 250ZM155 251V252H156ZM31 252L33 253L34 251L33 250H31ZM236 252V251H235ZM234 252V253H235ZM26 253V252H25ZM35 253V252H34ZM61 253V252H60ZM105 253H103V254H105ZM132 253H133V250H132ZM192 253V252H191ZM196 253V252H195ZM38 254V253H37ZM36 253L35 254H32L33 256H35V259H38L39 258V260H40V262H42L43 261V258H45L46 256H44V255H41V256H39L40 254H38L37 255ZM58 254V253H57ZM25 255V254H24ZM56 255V254H55ZM131 255V254H130ZM187 255V254H186ZM247 255V254H246ZM248 255H249V253H248ZM43 256V257H42ZM50 256V255H49ZM63 256V255H62ZM110 256H111V254H110ZM139 256V255H138ZM137 256V257H138ZM167 256V255H166ZM250 256V255H249ZM53 257V256H52ZM97 257V256H96ZM243 257H244V255H243ZM247 257V256H246ZM41 258H42V261H41ZM62 259H64V258H61L60 260H62ZM111 259H114V260H111ZM136 259V258H135ZM138 259H139V257H138ZM157 259V260H156ZM247 259V258H246ZM23 260V259H22ZM38 260V261H39ZM57 260V259H56ZM56 260H55V263H56ZM122 260V261H121ZM139 260H141V258L139 259ZM138 260V262H140ZM185 260V259H184ZM189 260H191V259H189ZM219 260V259H218ZM249 260V259H248ZM4 261V260H3ZM26 261V260H25ZM30 261V260H29ZM64 261V260H63ZM116 261V262H117ZM137 261V260H136ZM192 261V260H191ZM191 261H190V263H191ZM238 261V260H237ZM241 262H239L240 264H245V263H247V264H264V248H263V250H261V251H259L258 252V254L256 255V257L254 258V260H252V261H249V262H247L244 258H242L241 260H240ZM27 262V261H26ZM112 262V263H113ZM116 262H114V263H116ZM162 262V261H161ZM30 263H32V261H30ZM30 263H28V264H30ZM39 263V262H38ZM60 264V261H58L57 260V264ZM111 263V264H112ZM149 263V262H148ZM152 263V262H151ZM211 263H212V261H211ZM238 263V262H237ZM42 264V263H41ZM103 264V263H102ZM156 264H158V262L156 263Z\"/></svg>","mask_w":264,"mask_h":264}]
</instances>
